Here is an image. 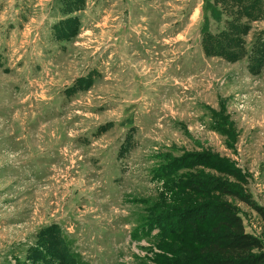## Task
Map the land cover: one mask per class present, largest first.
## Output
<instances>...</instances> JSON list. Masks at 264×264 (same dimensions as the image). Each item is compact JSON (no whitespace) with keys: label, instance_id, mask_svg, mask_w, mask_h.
<instances>
[{"label":"rangeland","instance_id":"1","mask_svg":"<svg viewBox=\"0 0 264 264\" xmlns=\"http://www.w3.org/2000/svg\"><path fill=\"white\" fill-rule=\"evenodd\" d=\"M218 1L0 0V264H196L222 201L264 242L217 190L264 206V0Z\"/></svg>","mask_w":264,"mask_h":264},{"label":"trees","instance_id":"2","mask_svg":"<svg viewBox=\"0 0 264 264\" xmlns=\"http://www.w3.org/2000/svg\"><path fill=\"white\" fill-rule=\"evenodd\" d=\"M237 5L241 3L239 0H234ZM244 3L253 8V13L260 12L259 2L260 0H243ZM246 1V2H245ZM222 3L218 1V3ZM245 5H240V10L238 13H231L233 15H240L245 12ZM248 12V11H247ZM248 17L255 19L258 18L250 12L246 13ZM240 24V23H239ZM243 26L239 25V28L231 27L230 31H238L237 34H230L231 37L237 38L239 31L243 34ZM65 34H60L58 36H64ZM67 37L64 36L63 38ZM206 51L213 52L214 54H220L226 46L227 42L222 43L217 46V37H210L209 33L206 32L205 37ZM212 42L215 47L212 46ZM229 51H231L229 47ZM234 52V51H232ZM234 176L242 178L235 171L232 173ZM217 190L221 191L223 195H230L233 197H238L241 200L251 203L260 213L264 221V206L253 203L248 197L241 195L238 191L227 186H220ZM213 214L214 225L209 231H196V239L194 240V245H196V264H264V242L258 237L246 230L243 219L237 212L236 208L229 202H220L216 207L211 208ZM198 223H207V213L203 215H197Z\"/></svg>","mask_w":264,"mask_h":264}]
</instances>
